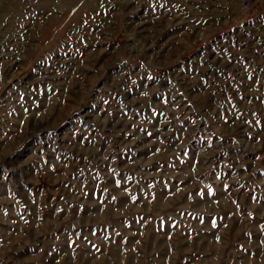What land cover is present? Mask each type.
<instances>
[{
	"label": "rangeland",
	"instance_id": "1",
	"mask_svg": "<svg viewBox=\"0 0 264 264\" xmlns=\"http://www.w3.org/2000/svg\"><path fill=\"white\" fill-rule=\"evenodd\" d=\"M211 245L264 254V0H0V264Z\"/></svg>",
	"mask_w": 264,
	"mask_h": 264
},
{
	"label": "crops",
	"instance_id": "2",
	"mask_svg": "<svg viewBox=\"0 0 264 264\" xmlns=\"http://www.w3.org/2000/svg\"><path fill=\"white\" fill-rule=\"evenodd\" d=\"M180 249L182 251H185V248L184 247H181ZM206 249L207 250L203 254L204 257L202 259L197 254L196 255V258L194 260H192L191 263H182V264H222L220 262L221 261V258L218 259L219 255H221L222 251L224 250L222 247L217 246V245H213V246L211 245L210 247H207ZM194 251H197V249L196 250L194 249ZM249 253H248V256L250 255ZM172 257L174 258V256H172ZM244 260H245V264H264V254H262V256H260L258 254L257 255V258H255V259L253 257H248V258H244ZM172 262H169V260H168V263L167 264H178L176 262H173V263Z\"/></svg>",
	"mask_w": 264,
	"mask_h": 264
},
{
	"label": "built area",
	"instance_id": "3",
	"mask_svg": "<svg viewBox=\"0 0 264 264\" xmlns=\"http://www.w3.org/2000/svg\"><path fill=\"white\" fill-rule=\"evenodd\" d=\"M245 6H248V4H247V3H245Z\"/></svg>",
	"mask_w": 264,
	"mask_h": 264
}]
</instances>
